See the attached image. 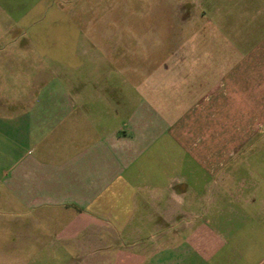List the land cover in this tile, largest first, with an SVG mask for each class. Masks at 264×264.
Instances as JSON below:
<instances>
[{
    "label": "crops",
    "instance_id": "crops-1",
    "mask_svg": "<svg viewBox=\"0 0 264 264\" xmlns=\"http://www.w3.org/2000/svg\"><path fill=\"white\" fill-rule=\"evenodd\" d=\"M77 1L0 0V202L33 250L264 264V0L212 2L206 56L159 61L166 36L77 20ZM140 42L159 44L143 66Z\"/></svg>",
    "mask_w": 264,
    "mask_h": 264
},
{
    "label": "rangeland",
    "instance_id": "rangeland-1",
    "mask_svg": "<svg viewBox=\"0 0 264 264\" xmlns=\"http://www.w3.org/2000/svg\"><path fill=\"white\" fill-rule=\"evenodd\" d=\"M214 1L222 0H79L74 3L75 9L71 13L80 21L117 20L121 25L130 23L134 27L128 29L127 26H120V33L126 34L128 29L140 38V41L149 35L166 36L167 47L163 45L164 53L162 55L157 53V61H159L164 58L166 52L171 54L179 50L184 55L188 53L195 55V51L200 50L206 56L208 48L204 27H207L208 22L214 19L213 12L209 10ZM104 29L95 26L87 27V32L102 34ZM113 30L116 31L117 28ZM104 33L109 32L105 30ZM134 45L136 46L132 47L137 54L136 65L142 63V66L148 61L144 58L147 56L148 47L151 46L154 52L159 46L158 43L147 42ZM193 62L195 60L191 63ZM114 77L128 76L118 74ZM145 79L144 76L135 74L131 80L141 85L144 81H148L149 77ZM218 126L219 124L215 123V129H218ZM4 198L7 202H0V264H79L78 259L72 261L69 256L65 257L67 255L65 252H58L55 244L45 250H33L34 246L45 247L47 244L38 243V236L31 233V228L22 226L21 220H17L15 203L8 197L4 196Z\"/></svg>",
    "mask_w": 264,
    "mask_h": 264
}]
</instances>
